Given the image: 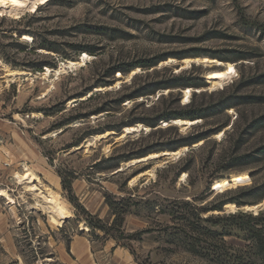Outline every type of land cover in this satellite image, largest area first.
Instances as JSON below:
<instances>
[{"label": "rangeland", "instance_id": "374dc122", "mask_svg": "<svg viewBox=\"0 0 264 264\" xmlns=\"http://www.w3.org/2000/svg\"><path fill=\"white\" fill-rule=\"evenodd\" d=\"M32 2L34 8L18 16L0 14V179L8 187H0V204L3 213L14 212L18 237H41L47 227L50 245L41 243L37 251L52 264H59L58 240L67 247L72 230L89 241L91 264H251L257 250L250 233L229 216L244 215L252 225L249 215L264 212V0ZM20 17V23L12 20ZM16 26L29 30L21 44L44 42L58 51L40 50L54 66L32 72L11 64L36 57L11 43L6 29ZM85 45L94 55L78 51ZM226 62L236 75L210 89L212 78L226 77ZM128 65L126 73L115 70ZM62 102L57 115L39 111ZM95 109L106 110L55 125ZM194 109L203 117L191 127L174 124L175 118L150 124L164 112ZM26 167L38 175L41 191L49 186L65 201L60 225L43 200L18 183L15 175ZM62 178L71 188L85 180L92 196H128L138 204L113 235L90 233L75 207L82 204L74 194L76 201L68 198ZM193 208L203 219L225 217L218 225L199 223L213 234L197 252L185 243L189 229L176 218ZM96 215L112 222L109 209ZM22 244L27 264L34 263L29 243ZM207 249L221 250L228 260L217 262Z\"/></svg>", "mask_w": 264, "mask_h": 264}, {"label": "trees", "instance_id": "16d2710c", "mask_svg": "<svg viewBox=\"0 0 264 264\" xmlns=\"http://www.w3.org/2000/svg\"><path fill=\"white\" fill-rule=\"evenodd\" d=\"M16 23H20L23 21V17L16 19H12ZM7 32L11 33L10 39L12 40L11 43L17 45L19 47V50L29 51L31 53L35 54V58H30L27 61L18 62V61H10L13 66H19L24 69H28L32 72H43L44 67L46 66H54L55 64L50 62L49 60L45 59V56L43 53L40 52V50H46V51H52L54 53L58 52L54 47L47 45L44 42L39 43H33L32 45H23L18 40L22 33L29 32L28 29L25 27H11L9 29H6ZM12 34H15L13 36ZM28 49V50H27ZM80 52H87L89 54L94 55L95 50L91 48V45H85L78 49ZM157 60L153 61L152 63L148 64H141L140 66L143 68H149L151 66H154L157 64ZM133 65H128L126 67H116L115 70H118L122 73L128 72ZM169 85H162L161 88H167ZM89 98L85 100L76 101V104L72 106V110H78L82 104L85 103ZM125 100V97H120L118 103L120 104ZM65 102V101H64ZM64 102H62L61 105H58L54 107L52 110H46L43 108H40L39 111L43 113L44 116H54L60 113L65 109ZM102 110L106 109H95L92 111H87L85 113H77L73 115L70 118L63 119L59 122H57L55 125L62 127L66 124L72 123L76 120H84L88 118L90 114L98 113ZM199 109H194L192 113H188L185 110L178 112H164L157 116V118L150 123L151 126H155L159 123V121H168L170 119H183V118H202V114ZM62 187L67 191L68 198L74 202L76 201V198L73 196L72 188H71V180L67 178H62L61 180ZM105 204L109 207V210L113 216L112 222L110 225H108L105 221H103L101 218H99L96 214H91L88 212L82 205L75 204V207L78 211L79 215H84L85 221L89 225V231L90 233H95L97 230H100L104 233V235L109 236L113 235L114 232L112 230H115L116 232L120 230L124 220L125 216L129 213H131L132 206H137L138 203L131 200V197L128 196H121L116 197L114 195L106 194L104 198ZM182 205H185L189 208V203L186 201L180 202ZM192 209V208H191ZM172 212V211H170ZM244 215H230L229 219L233 221L235 225L240 227L241 229L245 230L246 232L250 233V236L247 237V239H251L253 242L254 248L257 250L256 256H254L252 259L253 261H250V263H255L258 261L262 262L264 264V212L260 214L259 217H252L249 215V218L251 220H255V224L248 225L246 224L242 218ZM181 224V227H184L185 229H189V235L186 234L185 243L188 244V246L195 252H197V249H205L206 247L201 244L203 241V238L211 236L213 233L209 228L202 227L199 225L201 221H205L211 225H218L220 224L225 217H221L219 215L217 216H209L207 218H201L200 212L193 208L191 214L188 213V215L176 217ZM183 229V228H182ZM203 246V247H202ZM207 255L212 256L217 262H224L228 260L227 254H223L221 250L218 249H207Z\"/></svg>", "mask_w": 264, "mask_h": 264}, {"label": "crops", "instance_id": "0c3cea01", "mask_svg": "<svg viewBox=\"0 0 264 264\" xmlns=\"http://www.w3.org/2000/svg\"><path fill=\"white\" fill-rule=\"evenodd\" d=\"M60 180V178L58 179ZM59 182V181H58ZM82 186V187H80ZM73 194L77 197L82 206L91 214H105L109 209L104 203V197L100 194L91 195L85 180L72 182ZM3 207L0 204V264H27L23 242L30 245L31 257H43L37 249L39 245L45 242L50 245L51 235H47L48 229H42L41 237L29 239H20L17 234L18 223L15 221L14 212L3 213ZM11 212V213H10ZM38 222V221H37ZM55 259L59 264H91V251L89 250V241L84 237L74 234L72 230L69 236V244L66 247L60 240L57 242ZM50 254V253H48ZM36 255V256H35ZM51 259V258H50Z\"/></svg>", "mask_w": 264, "mask_h": 264}, {"label": "bare ground", "instance_id": "6f19581e", "mask_svg": "<svg viewBox=\"0 0 264 264\" xmlns=\"http://www.w3.org/2000/svg\"><path fill=\"white\" fill-rule=\"evenodd\" d=\"M33 8H34V4H33L32 0H0V14L7 13V15L10 14L12 16L13 15L18 16L19 14L23 13L24 11L29 10V9H33ZM189 62L190 61L185 60V66L186 67L189 65ZM195 63H202V59L196 58ZM224 66H225L226 72H227L226 77L223 79L212 78L211 84L209 87L210 89H214V88L224 84L225 82L230 81L231 78H233L236 75V70L234 69V67L232 66L231 63L226 62L224 64ZM10 73L16 74L14 72H10ZM130 75H131V73H130ZM172 121L174 122V124L184 127V129H185V127H188V126L194 124V122H195V120L193 121V119L192 120L175 119ZM126 129L128 130L129 128H126ZM178 153H179V151L172 152L171 156H174L175 154L177 155ZM160 154L162 155V154H164V152L163 153H154V154L149 155L146 158H140L137 160H133L131 163H136L138 161L145 160L149 157H157ZM25 171H26V173L24 175H20L16 172L17 174L15 175V177L17 178L18 183L23 184L24 187H26L28 191H32L35 196H37L43 200L42 202H44V204H43L42 208H44L49 213L51 221L53 223L59 224V225L61 223H63L65 220L64 211L66 212L68 210V207H67L65 201L62 199V197L56 191H52L49 188V186L46 187L44 189V191H41L42 189L41 190L39 189L41 186L38 187V183H40V179H39L38 175L33 170L29 169L28 167L25 168ZM137 178H138V176H137ZM30 181H33V183L29 184ZM133 181H135V178L131 180V182H133ZM225 207L228 209L232 208V206L229 204H226Z\"/></svg>", "mask_w": 264, "mask_h": 264}, {"label": "built area", "instance_id": "2783aa9c", "mask_svg": "<svg viewBox=\"0 0 264 264\" xmlns=\"http://www.w3.org/2000/svg\"><path fill=\"white\" fill-rule=\"evenodd\" d=\"M4 185H5L4 182L2 181V179H0V187H2V189L5 188V190H7L8 187H6ZM49 260H50V258H43V259H41L40 257H37V259L35 260V262L32 263V264H52L51 263L52 261H49Z\"/></svg>", "mask_w": 264, "mask_h": 264}, {"label": "water", "instance_id": "95a60500", "mask_svg": "<svg viewBox=\"0 0 264 264\" xmlns=\"http://www.w3.org/2000/svg\"><path fill=\"white\" fill-rule=\"evenodd\" d=\"M196 64H198V63H196ZM180 67H181V65H178V64H177L175 69H179ZM179 71H180V70H179ZM179 71H178V72H179ZM121 170H122V169H119L118 171H121Z\"/></svg>", "mask_w": 264, "mask_h": 264}]
</instances>
